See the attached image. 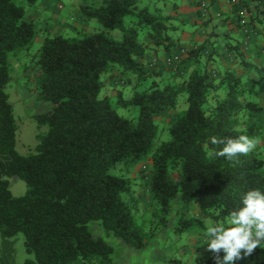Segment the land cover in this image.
<instances>
[{"label": "trees", "instance_id": "trees-1", "mask_svg": "<svg viewBox=\"0 0 264 264\" xmlns=\"http://www.w3.org/2000/svg\"><path fill=\"white\" fill-rule=\"evenodd\" d=\"M15 1L0 0V234L24 235L25 251L33 257L24 264H115L112 245L94 237L89 222L99 221L107 233L142 251L173 221L174 232L202 236L195 264H216L217 254L207 249L205 221L230 226L229 214L243 194L264 190V157L257 149L233 160L210 155L222 148L210 143L213 136L255 134L245 122L262 107L246 97L251 88L228 69L215 73L202 55L204 44L187 51L183 62L192 65L187 74L178 78L171 70L172 81H164L159 63H148L146 53L171 59L179 48L183 22L166 10L171 0H102L81 9L98 21L99 30L44 38L36 90L51 106L32 115L36 143L20 154L7 92L11 57L29 47L38 29ZM258 1L264 15V0ZM107 85L116 92L106 93ZM181 100L186 108H180ZM119 107L136 108V119L121 115ZM168 112L174 118L160 131L157 118ZM166 131L168 138H162ZM147 160L155 206L144 219L123 197L131 192V179L111 169ZM11 176L26 182L24 195H12ZM180 200L200 216L180 212L174 207ZM239 264H264V249Z\"/></svg>", "mask_w": 264, "mask_h": 264}, {"label": "rangeland", "instance_id": "rangeland-1", "mask_svg": "<svg viewBox=\"0 0 264 264\" xmlns=\"http://www.w3.org/2000/svg\"><path fill=\"white\" fill-rule=\"evenodd\" d=\"M86 1L88 4H91L94 1L91 7H98L102 3V0ZM15 2L17 5L25 8L26 15L29 12L36 11L39 5H37L39 0L33 6H30L27 3V0H16ZM59 2L60 6L58 7L60 8L57 13L60 14L64 19L65 17L70 18L68 22L70 21L69 23L71 27H65V29L58 34L69 37H78L79 35L90 34L100 29V25L96 19H88L81 11L83 7L82 0H59ZM205 8L207 10L206 4ZM77 10L80 11V15L86 17L85 21H81L79 17H77ZM41 11L48 26L42 30L37 28V35L29 47L18 51L17 57H11L10 74L12 80L7 87L9 101L13 105L14 115L18 125L16 150L23 155L27 154L30 148L36 143L38 129L36 127L35 121L32 119V115L36 113H44L51 106V103L42 99L36 90L39 85V80L42 76L39 70L37 59L44 38L57 34L54 32V29H52V25L56 22V20L50 16L49 10L42 8ZM239 15L247 17L248 13L243 10L242 14L239 13ZM71 19L74 21L72 22ZM34 22L39 24L38 21ZM75 22H78L77 25H75ZM261 24L264 26V23ZM244 30H247L245 33L249 32L248 28H244ZM113 34H118V32H114ZM177 48L178 49L175 48V53L173 54V57L171 58L172 62L170 63L168 62L169 56L163 54L162 52H160V56L154 55L148 59V63H159L158 67L161 71L160 75L166 82L172 81L173 73L171 70L175 71L176 75L184 72L182 69H180V66L183 63L184 58L187 56L188 50H186V47H181L180 45L177 46ZM147 67H149L148 64ZM248 71L250 77L247 76V80H242V83L246 88H251L252 94H248L246 97L250 98L252 96L253 99H256L259 102V97H256L258 86L254 85H257L256 82L260 81L261 79L264 80V68L261 70L259 68L255 69L250 67ZM113 73L116 74V71ZM177 77L179 78L181 75ZM178 78H175V80ZM249 78L250 81L248 85L252 83L251 81L257 79L252 87L247 86V81ZM261 84L264 85V83ZM127 90L128 89H126V91ZM105 91L108 94H113L116 92L113 90V86L110 85L106 86ZM103 93L104 89L101 91L100 95L102 96ZM180 108H186V103H184L183 100H181ZM118 112L125 117L133 119H136L138 113L137 109L132 107H119ZM173 115L174 112H168L157 118L160 131H165L168 122L174 118ZM245 123V125L248 126L253 125L255 134L250 135L249 137L255 138L257 140V147L255 149L260 151L262 153V157H264V112L250 113ZM44 130H46V128ZM160 136H162V138H168L169 133L166 131V133H161ZM111 173L124 175L131 179V192L127 195L124 194L123 197L133 206L138 216H141L144 219L149 218L155 206L150 192V161H143L136 167L129 169L123 164L119 163L113 169H111ZM7 179L12 195L22 196L26 193L27 184L24 180L17 176H11ZM174 207L178 208L180 212L183 211L189 215L200 216L196 208L187 204L183 200H180L178 204L174 205ZM141 217H138V219L141 220ZM205 222L208 227L212 223L209 220H206ZM88 226L94 237L102 238L107 243L112 245L114 249L113 257L115 259V264H195V259L193 257L195 245L197 241L200 240V237H202L198 236V233L178 234L174 232V223L171 221L169 225L162 226L159 230H157L156 235L153 237L151 243L146 249L142 251H136L121 238L107 233L99 221H91L89 222ZM0 256L1 264H24L26 258H33L25 251L24 235L22 233H18L13 237H4L2 234H0ZM242 261L243 259L238 260L235 262V264H239Z\"/></svg>", "mask_w": 264, "mask_h": 264}, {"label": "crops", "instance_id": "crops-1", "mask_svg": "<svg viewBox=\"0 0 264 264\" xmlns=\"http://www.w3.org/2000/svg\"><path fill=\"white\" fill-rule=\"evenodd\" d=\"M201 1L171 0L166 6L168 12L183 22L181 32L178 34L180 36L179 45L186 47V50H191L197 45L204 44L202 55L215 73L228 69L246 81L249 76L248 70L251 67L249 64L262 70L264 68V26L261 23H264V15L256 6L259 5L258 0H204L207 10L200 6ZM82 3L83 6L92 5L86 0H82ZM37 5L36 11L29 12L26 19L33 23L38 21L39 24H35L39 30L48 26L42 15V8L49 10L50 16L56 20L52 25L55 33H61L65 27H71L70 21L68 22L70 18L65 17L64 19L57 13L60 8L58 7L60 6L59 0H39ZM243 10L248 13L247 17L239 15ZM77 12V17L85 21L86 17L80 15L79 10ZM71 21L74 20L71 19ZM77 23L75 22V25ZM244 28H248L249 32L245 33L247 30ZM154 55L160 56L161 54L150 50L146 53V58L149 59ZM191 66L190 61L183 62L179 68L186 73L182 72L175 76L187 74ZM249 81L250 78L247 86L252 87L257 79L251 81L250 85H248ZM261 83H264V80L261 79L254 86H258L256 97H259L262 107L260 112H264V85Z\"/></svg>", "mask_w": 264, "mask_h": 264}, {"label": "clouds", "instance_id": "clouds-1", "mask_svg": "<svg viewBox=\"0 0 264 264\" xmlns=\"http://www.w3.org/2000/svg\"><path fill=\"white\" fill-rule=\"evenodd\" d=\"M212 145H222L219 151L210 153L233 160L239 154L247 155L257 147V140L246 135L236 139L213 136ZM228 224H210L207 249L216 253V264H235L251 255L257 248L264 249V190L252 189L243 194L240 205L229 214ZM224 255L220 258L219 253Z\"/></svg>", "mask_w": 264, "mask_h": 264}, {"label": "built area", "instance_id": "built-area-1", "mask_svg": "<svg viewBox=\"0 0 264 264\" xmlns=\"http://www.w3.org/2000/svg\"><path fill=\"white\" fill-rule=\"evenodd\" d=\"M236 2H238V1H236ZM201 7L202 8H205V2H204V0H202ZM240 14H242V11L240 12ZM168 62L169 63L172 62V59H168Z\"/></svg>", "mask_w": 264, "mask_h": 264}]
</instances>
